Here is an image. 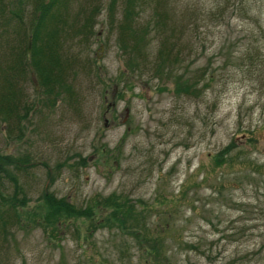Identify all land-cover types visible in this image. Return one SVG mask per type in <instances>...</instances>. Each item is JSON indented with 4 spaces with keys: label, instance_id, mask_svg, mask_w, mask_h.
<instances>
[{
    "label": "rangeland",
    "instance_id": "obj_1",
    "mask_svg": "<svg viewBox=\"0 0 264 264\" xmlns=\"http://www.w3.org/2000/svg\"><path fill=\"white\" fill-rule=\"evenodd\" d=\"M2 1L0 95L10 78L14 101L9 116L0 112V161L27 196L18 210L41 215L46 188L96 207L94 222L69 217L57 229L11 218L0 231V264H152L143 251L150 241L138 233L159 237L153 245L167 264H264V0L139 3L127 15L150 26L151 39L149 60L138 58L134 73L118 39L124 0L112 10L110 0H62L53 9L90 33L83 39L70 27L55 89L37 76L32 40L26 52L37 0ZM18 6L22 23L12 13ZM154 14L175 30L161 35ZM161 47L170 54L157 75ZM20 50L25 64L13 77ZM0 177L10 195V175ZM107 197L131 204L138 219L116 215L104 225Z\"/></svg>",
    "mask_w": 264,
    "mask_h": 264
},
{
    "label": "trees",
    "instance_id": "obj_2",
    "mask_svg": "<svg viewBox=\"0 0 264 264\" xmlns=\"http://www.w3.org/2000/svg\"><path fill=\"white\" fill-rule=\"evenodd\" d=\"M117 0H110L108 4V10H112L113 6H115ZM145 0H124L125 6H127L126 13L124 15V21L119 22L118 25V39L120 41V46H122V49L124 51L125 55V65L126 69L130 70V72H136L137 69H139L138 62L139 59H148L146 56L147 46L150 43L151 37L148 35L147 28H150L148 25H139L133 22L134 18H131L127 13L135 12V14H138V11L136 9L138 4H143ZM62 0H37L35 3V13L32 14L30 20V27H31V33L29 36L32 38V64L34 65V68L36 70L37 76L39 79L45 81V83L49 86H51L53 89H55L57 86H62L64 82V73L66 68V57L64 56L66 54V49L64 47L65 42L71 37L73 38V34L70 31V27H76L74 29V33H77L79 31H83L86 36L83 38L85 39L90 32H88V29L85 28H79L84 24H78L73 25L65 22L64 18L60 15L59 10H54L53 7H58V4H60ZM3 1L0 0V7H4L2 4ZM19 7V6H18ZM0 16L3 15V9L0 8ZM12 13L17 16L19 22H23L22 20V14H21V7L16 10H12ZM11 15H7L5 18V23L13 22V20L10 18ZM63 18V19H62ZM11 19V20H10ZM166 15L165 14H158L157 17L155 14L150 19V21L155 20V26L160 25V28L158 29L159 33L161 35L165 36L168 31L175 30V27L170 26L168 22H165ZM75 20V21H74ZM73 20L72 23L78 22L76 18ZM92 20V19H90ZM162 20V21H161ZM61 22L63 28H59L57 26V22ZM135 21V20H134ZM88 22V21H86ZM93 22L90 21V27H92ZM164 23V24H163ZM167 24V26H166ZM65 26V27H64ZM170 27V28H169ZM67 28V29H64ZM58 29L61 32H58ZM10 32V31H9ZM2 33H0L1 35ZM170 34V33H169ZM3 34L0 36L2 37ZM28 36V37H29ZM168 37V36H167ZM71 38V39H72ZM169 38V37H168ZM41 40V44L38 46L37 41ZM167 39V38H166ZM87 40H83V43ZM14 50H16V53H18V49L15 47ZM27 45H26V52H27ZM21 53V50H20ZM164 53H169L170 50H165L161 47L159 50V53H156V57L159 60H156L158 63L153 68L154 74L157 73V75L160 74L161 69L160 67H164L165 65H168L167 59L164 58ZM26 58V57H25ZM27 59V58H26ZM149 60V59H148ZM178 59L174 58L173 63H175ZM26 63H30V61L27 59ZM25 64V60L23 57V54H20V57L17 61H14L10 66L11 75L13 77H16L19 70L23 68ZM166 67V66H165ZM164 67V68H165ZM175 68V65L172 64V70ZM18 70V72H17ZM26 69H23L22 72L19 73H25ZM212 79V78H211ZM40 82V81H39ZM12 81H10V78L6 81V86L8 87L6 91H2L0 95V112L7 114L8 116L13 112V93L11 90H9ZM190 87L192 85L182 83V81H178V88L180 91L185 92H191ZM175 91V88H174ZM229 148V146H227ZM5 161L8 162L6 158ZM0 171H5L8 175H10V178L13 182V191L10 195L3 193V184L0 180V231H6L9 227V221L11 218H14L16 223L18 225H29V224H42V225H51V228H56L58 226V222H61L62 224L67 223V219L69 217H89L92 218L93 222V212L96 207L95 202L93 204L88 206H77L66 196H57L52 191H48L47 188L42 193L43 198V212L41 215H39L38 212L35 210H23V207H21V210H18V205L24 206L27 203V196L23 194V187L17 180V177L15 174L10 173L7 169L4 170L3 163L0 161ZM2 176V175H1ZM1 179V177H0ZM2 205H4L3 208ZM104 205V204H102ZM105 205H108L111 208V214L110 219L105 220L101 219L100 221L104 225H109L113 218H115L116 215L120 216L121 218H126L127 215L131 214L132 219L137 220V214L134 213V210L131 206V204L127 203L125 200L121 199L118 201H114L111 198L107 197L105 199ZM100 206V203L97 205ZM9 210H13V214L5 216L4 213H6ZM136 211V210H135ZM137 212V211H136ZM140 213V212H137ZM42 218V221L39 220V218ZM64 220V221H63ZM127 227V225H125ZM137 236L144 242L150 241V248H145L144 255L147 258L149 262L152 264H167L166 263V257H164L163 254H160L159 250L153 245L156 242H160V239L158 236H153L150 234H144V233H138ZM186 246H191L189 249H194L195 246L197 247L196 250L201 251L204 253V251L200 250V247L196 245L195 243H187ZM159 258H161V263H158ZM229 264V263H224Z\"/></svg>",
    "mask_w": 264,
    "mask_h": 264
},
{
    "label": "water",
    "instance_id": "obj_3",
    "mask_svg": "<svg viewBox=\"0 0 264 264\" xmlns=\"http://www.w3.org/2000/svg\"><path fill=\"white\" fill-rule=\"evenodd\" d=\"M30 44H31V39L29 38V40H28V49H30ZM34 82H35L36 87H38L37 81H34Z\"/></svg>",
    "mask_w": 264,
    "mask_h": 264
}]
</instances>
